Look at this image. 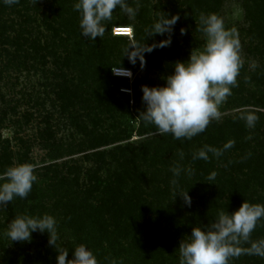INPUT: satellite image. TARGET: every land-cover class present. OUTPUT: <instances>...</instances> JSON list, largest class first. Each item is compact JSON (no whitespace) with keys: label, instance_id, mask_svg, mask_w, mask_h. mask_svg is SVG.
<instances>
[{"label":"trees","instance_id":"trees-1","mask_svg":"<svg viewBox=\"0 0 264 264\" xmlns=\"http://www.w3.org/2000/svg\"><path fill=\"white\" fill-rule=\"evenodd\" d=\"M77 2L20 0L8 6L0 0V14L5 9L17 17L10 24L0 23V60L2 55L7 58L3 67L44 74L55 89L57 100L52 103L54 109L58 106L59 120L64 119L71 130L66 141H58L57 118L51 112L45 115L40 144L48 150V160L64 161L35 167L38 180L29 196L0 208L5 221H0L1 264H57L58 253L49 245L47 233L35 232L28 244L16 243V251H6L8 224L25 214L57 219V243L69 250L68 259L73 258L75 247L84 244L99 264H179L180 243L194 227L210 226L220 212L232 214L245 201L264 205V54L252 72L241 80L237 77L238 86L220 108V121H213L192 140H176L153 135L155 127L138 119L146 107L141 79L132 85L137 105L131 112L130 97L120 92L130 85L111 69L121 64L137 72L141 65L139 61L132 65L123 56L128 36H114L113 28L134 24L133 38L150 46L168 39V34L146 38L145 28L159 17L154 13L178 15L170 46L145 54L144 68L153 67L166 77L174 74L177 62L203 46L200 15L217 14L226 26L224 9L230 2H236L241 12L235 27L251 40L249 44L240 40L241 54L254 58L250 44L255 33L264 46V24L255 18L257 11L264 16V0H157L156 5L153 0H129V6L139 7L135 20L115 10L105 36L95 41L80 34V14L74 11ZM244 109L259 116L255 128L238 119ZM134 119L139 123V139L131 142ZM3 123L4 117L0 126ZM17 135L4 139L0 131V174L15 165L36 166L31 143ZM230 140L235 141L234 147L221 157L209 153L208 161L192 159L204 145L219 149ZM78 154L83 156L75 159ZM177 165L193 170L191 176L181 174L178 189L188 191L191 206L181 196L175 197L170 183L171 169ZM212 172L217 176L209 181ZM251 239H264V220ZM231 264H264V258L241 255Z\"/></svg>","mask_w":264,"mask_h":264},{"label":"clouds","instance_id":"clouds-1","mask_svg":"<svg viewBox=\"0 0 264 264\" xmlns=\"http://www.w3.org/2000/svg\"><path fill=\"white\" fill-rule=\"evenodd\" d=\"M3 2L12 6L19 4L20 0ZM117 9L122 10L133 21L139 12V7L129 6V0H78L74 4V11L80 14L81 36L90 41H95L97 37L103 38ZM179 19L178 15L169 18L167 14L161 13L152 25L145 28L146 38L168 34V39L149 46L146 42L141 43L132 38L127 42L123 56H127L132 65L139 61L143 68L146 65L145 54H150L156 48L170 46L171 34ZM199 23V31L206 41L203 49L193 51L188 62H177L174 74L165 78L166 86L142 87V102L146 107L140 112L138 119L145 126L155 127L153 135H170L176 140H192L204 133L213 121L222 119L220 108L232 95V88L238 86L237 77L243 67V59L237 30L227 29L223 18L217 14L202 13ZM134 28V24L114 27L113 33L132 37ZM181 34H185V29H181ZM120 65L112 67L113 74L131 79L132 72ZM238 119L252 129L259 121V116L254 110L244 109ZM247 139H251V136ZM234 145L235 141L231 140L219 149L204 145L193 153L192 159L208 161L209 153L219 158ZM171 172L173 179L170 183L175 197L181 196L185 204L191 206L188 191L181 192L178 189L181 174L191 176L192 168L177 165ZM216 176L217 173L212 172L207 179L214 181ZM37 180L33 164L25 163L7 168L0 174V208H5L17 197L26 199ZM261 220H264L262 204L245 201L232 214L220 212L210 226L194 227L191 236L181 241L178 248L179 264H231L233 259L241 255L264 258V239H251ZM35 232L48 234L49 245L58 253L57 264H99L96 255L84 244L75 247L73 258L68 259L69 250L57 243L60 240L58 221L49 214L16 216L8 224L5 235L12 242H30ZM245 244L250 246L244 247ZM112 264H116V261H112Z\"/></svg>","mask_w":264,"mask_h":264},{"label":"rangeland","instance_id":"rangeland-1","mask_svg":"<svg viewBox=\"0 0 264 264\" xmlns=\"http://www.w3.org/2000/svg\"><path fill=\"white\" fill-rule=\"evenodd\" d=\"M42 3H44V0H42ZM163 3L165 2L163 1ZM152 4L156 5L157 0H153ZM224 11L225 21L228 23L226 28H235L237 30L235 26L241 17L239 5H237L236 2L227 3L225 5ZM163 12V10H160L158 13L154 14L160 16ZM256 14V21H262L264 24L263 13H259L257 11ZM14 18L17 19L16 16L11 15L8 10L4 9L2 10V14H0V23L6 22L10 24V20H13ZM237 32L239 34V40H245L247 44L250 43L251 40L248 38L247 34H242L238 30ZM113 35L117 36L114 33ZM133 37L134 35L132 37L128 36V39L130 40ZM200 38L202 39L203 46H199L198 49L193 51H199L203 49L206 41L204 36H200ZM254 39L255 40L253 41L255 42L251 43L250 45L252 46V49L255 50V57L257 58H253L251 56L248 58L246 53L241 54L243 59V67L240 69V74L238 76V79L240 80L242 79V76H247L253 71V67L256 64L258 57L263 56L264 54V46L261 44L259 40L260 37L259 35L257 36V33H255ZM190 55L182 62H188ZM6 60V55H2V59L0 60V118L4 117L5 123L0 126L1 134L3 135L4 139H11L17 133V136L23 138L25 141L30 142L33 147L31 156L34 158L36 165L35 167L42 168L43 166L49 165L51 163L61 164L64 160H56L52 162L50 159L48 160V150L41 146L39 140V135L45 128L44 117L49 112L54 114L57 118V126H59L60 129L57 135V140L66 141L70 136L69 134L71 130L66 128V121L62 118L59 120V114L57 112L58 106L57 109H54V105L52 103L53 101L57 100L56 95L53 93V90L55 91L54 87L52 88L51 85H48L49 83L47 82L48 80L46 76H44V74L42 75L38 71L30 69L27 72L23 70L17 71L14 68H4L3 63L6 64ZM49 66L52 68V64ZM130 71L133 73V78L127 79V83L130 85V87H122L120 92L130 97V110L132 112L133 107H136L137 105V102L134 100L132 85L137 82L138 79H141V82H143L140 83L141 88L143 86H148L149 88L163 87L166 83L165 78L168 76L165 77L164 74L153 67L148 70L143 67L137 72L133 71L132 69ZM130 124L132 126L129 128V131L132 133L133 138L131 142H133L139 139V123L138 120L134 119V121L130 122ZM81 156L83 155L78 154L73 157L76 159ZM0 221L5 222L2 216H0ZM6 237L7 236L5 235V243L7 244L6 251H16V243L20 242H12ZM26 243L28 244L29 242Z\"/></svg>","mask_w":264,"mask_h":264},{"label":"built area","instance_id":"built-area-1","mask_svg":"<svg viewBox=\"0 0 264 264\" xmlns=\"http://www.w3.org/2000/svg\"><path fill=\"white\" fill-rule=\"evenodd\" d=\"M116 35V34H115ZM117 36H126V35H117ZM133 74V73H132ZM115 77H118V76H116V75H114ZM120 78H125V79H129V78H126V77H120ZM133 78V75H132V77H131V79Z\"/></svg>","mask_w":264,"mask_h":264}]
</instances>
